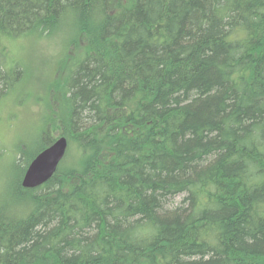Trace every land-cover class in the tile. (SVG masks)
I'll return each instance as SVG.
<instances>
[{
    "label": "trees",
    "instance_id": "16d2710c",
    "mask_svg": "<svg viewBox=\"0 0 264 264\" xmlns=\"http://www.w3.org/2000/svg\"><path fill=\"white\" fill-rule=\"evenodd\" d=\"M57 31L76 52L39 149L0 170V264H264V0H0V102L11 45Z\"/></svg>",
    "mask_w": 264,
    "mask_h": 264
},
{
    "label": "rangeland",
    "instance_id": "374dc122",
    "mask_svg": "<svg viewBox=\"0 0 264 264\" xmlns=\"http://www.w3.org/2000/svg\"><path fill=\"white\" fill-rule=\"evenodd\" d=\"M73 52L76 49L66 47L61 31L42 37L21 38L11 45V54L24 64V73L14 92L10 90L0 102V170H6L15 157L18 165L23 166V159H19L22 155L17 156L18 149H25L27 159L39 149V128L52 112L53 88L63 73L66 55L73 56ZM58 134V130L52 133L53 137ZM16 173L20 171L16 170ZM8 174L9 170L0 174V183Z\"/></svg>",
    "mask_w": 264,
    "mask_h": 264
},
{
    "label": "water",
    "instance_id": "95a60500",
    "mask_svg": "<svg viewBox=\"0 0 264 264\" xmlns=\"http://www.w3.org/2000/svg\"><path fill=\"white\" fill-rule=\"evenodd\" d=\"M66 147V138L60 136L38 152L27 165L21 185L24 188H36L48 181L63 158Z\"/></svg>",
    "mask_w": 264,
    "mask_h": 264
}]
</instances>
